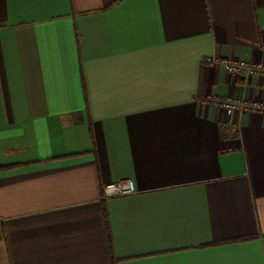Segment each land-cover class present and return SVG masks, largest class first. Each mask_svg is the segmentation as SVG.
I'll list each match as a JSON object with an SVG mask.
<instances>
[{"label":"crops","instance_id":"1","mask_svg":"<svg viewBox=\"0 0 264 264\" xmlns=\"http://www.w3.org/2000/svg\"><path fill=\"white\" fill-rule=\"evenodd\" d=\"M264 0H0V264H264ZM132 179L136 191L104 197Z\"/></svg>","mask_w":264,"mask_h":264},{"label":"built area","instance_id":"2","mask_svg":"<svg viewBox=\"0 0 264 264\" xmlns=\"http://www.w3.org/2000/svg\"><path fill=\"white\" fill-rule=\"evenodd\" d=\"M224 65L227 72L231 75H254L264 74V64L255 63L246 60H228L221 59L219 61ZM202 102L214 103L221 112L226 115H232L239 111H252L264 113V106L258 102L237 100L232 98H206ZM136 191L135 183L132 179H126L111 183L105 186L103 191L104 197L122 196L134 193ZM1 222V221H0Z\"/></svg>","mask_w":264,"mask_h":264}]
</instances>
